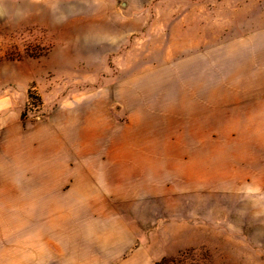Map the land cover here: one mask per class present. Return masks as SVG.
Listing matches in <instances>:
<instances>
[{"label": "rangeland", "instance_id": "374dc122", "mask_svg": "<svg viewBox=\"0 0 264 264\" xmlns=\"http://www.w3.org/2000/svg\"><path fill=\"white\" fill-rule=\"evenodd\" d=\"M264 0H0V264H264Z\"/></svg>", "mask_w": 264, "mask_h": 264}, {"label": "crops", "instance_id": "0c3cea01", "mask_svg": "<svg viewBox=\"0 0 264 264\" xmlns=\"http://www.w3.org/2000/svg\"><path fill=\"white\" fill-rule=\"evenodd\" d=\"M262 115H264V101H263V108H262Z\"/></svg>", "mask_w": 264, "mask_h": 264}]
</instances>
